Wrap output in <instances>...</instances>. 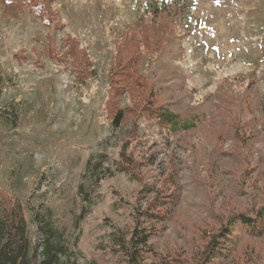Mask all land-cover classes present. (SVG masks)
Returning <instances> with one entry per match:
<instances>
[{
	"label": "rangeland",
	"instance_id": "374dc122",
	"mask_svg": "<svg viewBox=\"0 0 264 264\" xmlns=\"http://www.w3.org/2000/svg\"><path fill=\"white\" fill-rule=\"evenodd\" d=\"M35 2L42 19L0 0V186L31 241L29 208L44 205L62 264H124L113 234L137 221L155 264H264V233L233 229L207 255L235 216L264 207V0ZM167 28L141 58L135 40ZM150 107L194 126L164 128Z\"/></svg>",
	"mask_w": 264,
	"mask_h": 264
},
{
	"label": "trees",
	"instance_id": "16d2710c",
	"mask_svg": "<svg viewBox=\"0 0 264 264\" xmlns=\"http://www.w3.org/2000/svg\"><path fill=\"white\" fill-rule=\"evenodd\" d=\"M5 3H14L21 8L29 7L32 15L43 18L42 5L40 2H35V0H5ZM151 10H153V14L163 11L159 6ZM42 22L48 27L63 28L65 26L61 18L56 19L55 22L47 19ZM170 30V28L162 29V39L150 37L147 34L144 37L142 36L143 39L138 38L135 40L134 44H137L140 57L144 58L150 49H157L160 41H167L165 37L170 34ZM69 41L73 42L74 40ZM74 46L76 47L77 44ZM129 80H131L130 83L133 86H142L145 83L141 72H136V75L134 74ZM150 109L149 117L157 120L164 128L177 130L180 128L189 129L194 126L192 120L181 123L179 116L166 108L150 107ZM125 112V108L117 110L112 120L114 127L121 126L125 118ZM29 209L32 219L37 225V238L34 243L28 235L27 219L22 202L9 189L0 186V264H62V257L68 254L64 233L57 228L52 216L44 209V205L37 209L33 207ZM160 212L152 210L147 211V214L152 218H157L162 217ZM141 225L137 221L130 232L113 234V244L123 254L124 264H155L153 259L156 254L150 244L151 234L148 228ZM233 229L237 232H244L246 235H262L264 233V207L255 216L244 214L235 216L228 226L222 229L221 234L223 237L220 238L221 240L216 239V237L211 239L208 248H213V251L207 255L216 254L214 250L223 253L226 246L221 243H226V239L230 238L229 234L234 231ZM150 259L152 260L150 261ZM71 264H75V262Z\"/></svg>",
	"mask_w": 264,
	"mask_h": 264
}]
</instances>
